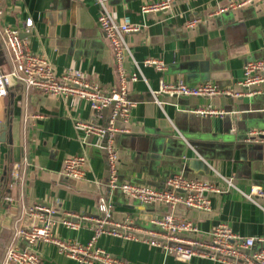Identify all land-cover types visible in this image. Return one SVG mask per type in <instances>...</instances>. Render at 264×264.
Segmentation results:
<instances>
[{"label":"crops","instance_id":"1","mask_svg":"<svg viewBox=\"0 0 264 264\" xmlns=\"http://www.w3.org/2000/svg\"><path fill=\"white\" fill-rule=\"evenodd\" d=\"M102 1L115 20L129 17L141 27L126 36L141 76L128 85L135 103L128 132L115 139L119 182L161 189L177 173L212 183L219 182L218 173L233 179L244 193L264 191V142L248 138L251 130L264 131V96L160 97L158 106L151 95L161 82L175 81L189 86L209 82L237 92L244 63L264 59V4L219 13L239 0H181L166 11L142 14L143 4L160 0ZM0 7L3 24L18 29L29 51L45 58L56 76L77 70L103 91L115 87L114 59L96 24L100 8L94 0H0ZM28 19L32 28L24 26ZM193 19L200 22L189 28ZM147 60L162 62L164 70L145 66ZM124 67L128 73L135 71L130 61ZM9 70L0 46V71ZM206 105L228 113L212 118L191 113ZM31 115L39 118L32 122ZM0 121L8 125L0 143V236L12 229L21 206L42 205L58 221L69 215L73 222L82 219L77 230L60 225L54 233L61 240L86 244L104 217L100 198L112 203L113 223L129 219L135 228L158 230L150 221L163 215L164 208L142 205L108 187L102 143L76 126L101 123L86 102L43 95L13 82L0 99ZM77 155L86 158L84 177L68 179L63 176L64 160ZM14 166L18 181L11 177ZM258 203L260 207L231 192L212 196L209 212L177 207L173 213L195 224L203 236L222 223L241 238L264 239V199ZM96 246L128 264H228L206 257L179 261L146 242L110 234L99 236ZM259 248L257 244L253 250ZM35 251L41 264H80L50 243H38Z\"/></svg>","mask_w":264,"mask_h":264},{"label":"built area","instance_id":"2","mask_svg":"<svg viewBox=\"0 0 264 264\" xmlns=\"http://www.w3.org/2000/svg\"><path fill=\"white\" fill-rule=\"evenodd\" d=\"M100 12L96 21L98 28L104 34L111 48L116 85L109 91H103L98 84L88 81L77 70L67 71L56 76L49 62L45 58L32 54L27 42L20 37L18 29L3 24L4 11L0 7V46L8 59L10 70L0 71V99L8 94V87L13 82L22 84L26 90L39 91L43 95L56 98H75L86 102L95 118L101 123L78 122L77 128L86 137H96L105 151L107 163V185L113 191H120L125 197L142 205H158L165 209L160 217L151 219V224L157 231H146L133 226L132 221L126 219L123 223H113L110 220L113 205L103 198L99 199L100 211L104 217L99 220V226L86 244H79L69 240H61L54 233V227L64 226L77 230L78 221L68 219L58 221L53 217L49 207L42 205L21 206L12 225V236L5 250L0 264H41L35 251L38 243H50L58 251L80 264H128L118 259L102 248L96 246L99 236L110 234L128 240H139L151 247L161 249L165 255L174 256L179 261L189 262L194 257H206L218 262L236 264H264V239L241 238L235 235L226 224L219 223L212 228L208 235L203 236L196 225L182 216L173 213L177 207L185 210L209 212L211 197L231 192L238 193L244 200L256 204L264 199V191L252 188L249 193L238 189L233 179L216 174L218 183L189 179L181 173L169 176L161 189L149 185H137L129 182H119L118 153L115 139L118 135L128 132L131 110L135 103L130 99L128 85L138 81L141 76L136 62L132 58L126 36L140 31L141 27L132 23L129 17L122 21L115 20L105 9L102 0H94ZM181 0H160L145 3L141 6L142 14L159 13L171 8ZM264 4V0L230 1L217 12L238 11L242 8ZM200 22L193 19L188 23L194 28ZM26 28H32L31 19L25 21ZM130 61L135 66L134 72L125 71V63ZM147 67H154L159 72L164 70L160 61L147 60ZM237 92L221 90L209 82L189 86L183 81L161 82L157 91H151L153 101L161 105L160 97L166 98H215L226 95L233 97L264 96V59L247 61L242 67V80L237 83ZM264 114V109L262 110ZM106 113V115H104ZM201 118L224 117L228 112L216 109L210 105L197 107L191 111ZM33 122L39 118L31 115ZM248 138L252 141L264 142V131L251 130ZM84 155L68 157L63 163V176L79 180L84 177ZM18 166L13 167L11 177L19 180ZM259 244L258 250H253Z\"/></svg>","mask_w":264,"mask_h":264},{"label":"trees","instance_id":"3","mask_svg":"<svg viewBox=\"0 0 264 264\" xmlns=\"http://www.w3.org/2000/svg\"><path fill=\"white\" fill-rule=\"evenodd\" d=\"M11 236H12V229H10L9 231H6V233H3L0 236V261L2 260L4 256L5 250L9 244Z\"/></svg>","mask_w":264,"mask_h":264},{"label":"water","instance_id":"4","mask_svg":"<svg viewBox=\"0 0 264 264\" xmlns=\"http://www.w3.org/2000/svg\"><path fill=\"white\" fill-rule=\"evenodd\" d=\"M7 129H8L7 123H4V122L0 121V133H1L0 143H4L5 142Z\"/></svg>","mask_w":264,"mask_h":264}]
</instances>
